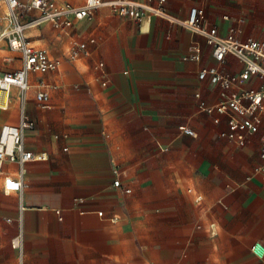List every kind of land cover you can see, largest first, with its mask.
Returning a JSON list of instances; mask_svg holds the SVG:
<instances>
[{
    "label": "crops",
    "instance_id": "obj_1",
    "mask_svg": "<svg viewBox=\"0 0 264 264\" xmlns=\"http://www.w3.org/2000/svg\"><path fill=\"white\" fill-rule=\"evenodd\" d=\"M192 7L222 38L235 30L240 41H264V0L165 6L179 20ZM26 35L61 65L28 77L25 113L35 127L23 141L46 160L25 166L20 192L6 194L3 184L6 175L19 177L17 164L7 162L0 175V264H264L252 251L257 243L264 248V176L256 174L264 117L240 149L222 137L228 117L216 115V123L200 109L216 105L222 89L199 81V72L218 66L237 74L239 60L228 56L218 65L201 36L162 18L138 22L108 8L66 32L45 24ZM77 43L90 53L72 60ZM194 47L200 61H185ZM21 68V52L0 41V70ZM41 82L50 96L46 108L35 98ZM244 87L264 84L252 79ZM1 103L0 131L19 125V90L12 87ZM19 235L22 247L15 249Z\"/></svg>",
    "mask_w": 264,
    "mask_h": 264
},
{
    "label": "built area",
    "instance_id": "obj_2",
    "mask_svg": "<svg viewBox=\"0 0 264 264\" xmlns=\"http://www.w3.org/2000/svg\"><path fill=\"white\" fill-rule=\"evenodd\" d=\"M169 0H84L83 5H74L68 2L59 3L57 0H0V41L7 40L12 51L21 52L22 68L14 72H2L0 70V104L3 95L12 87L19 90L22 117L19 125L5 124L0 131V175L4 173L7 162L19 166V177L4 176V193L20 192L22 188L25 166L32 161H43L42 155H35L26 148L23 137L26 130L34 129L35 123L25 113L27 94L30 91L28 77L30 74L43 75L48 72L58 71L61 65L59 60L50 56L43 50L34 47L30 43V37L26 32L30 28L51 24L55 29L66 32L74 26L76 21L91 20L95 11L108 8L113 14L136 20H150L153 17L162 18L173 22L185 30L197 34L205 39L213 48L214 58L218 65L222 64L228 56H232L243 64V70L237 74H225L218 66L203 68L198 75L201 82L208 81L211 85H218L222 89L221 98L214 106L200 103V109L214 117L216 115L228 117V129L222 133V137L237 148L244 149L251 136L259 132L264 117V87L261 89H246L244 85L252 79H257L264 84V41L237 39L235 30H232L227 38L218 35L215 27L204 25L205 14L202 9L192 7L187 20H179L170 15L165 6ZM225 19H227L225 17ZM94 44L95 39L89 41ZM87 44L77 43L69 50L72 60L79 59L80 55L88 56ZM200 49L194 47L192 54L185 57V61L198 62L201 59ZM104 64L99 63L98 70L103 69ZM103 86H107L106 75L102 73ZM36 93L35 98L40 107L49 105L50 96L44 89ZM199 98L200 95L198 94ZM0 105V108L4 106ZM180 132L193 136L194 132L186 127H181ZM262 164L256 169V174L264 176V137L261 140ZM117 175L118 172L115 171ZM115 188L121 189L119 179L114 182ZM125 194H130L131 189H124ZM198 200L201 197L198 196ZM103 216L102 212L98 213ZM12 247L21 249L22 236L12 240ZM256 257L264 258V248L257 243L252 247Z\"/></svg>",
    "mask_w": 264,
    "mask_h": 264
},
{
    "label": "bare ground",
    "instance_id": "obj_3",
    "mask_svg": "<svg viewBox=\"0 0 264 264\" xmlns=\"http://www.w3.org/2000/svg\"><path fill=\"white\" fill-rule=\"evenodd\" d=\"M1 105V104H0ZM2 106V105H1Z\"/></svg>",
    "mask_w": 264,
    "mask_h": 264
}]
</instances>
